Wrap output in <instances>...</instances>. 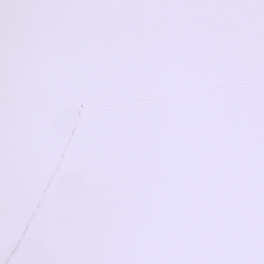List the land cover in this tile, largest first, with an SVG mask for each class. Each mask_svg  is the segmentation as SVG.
I'll use <instances>...</instances> for the list:
<instances>
[{"label": "water", "instance_id": "1", "mask_svg": "<svg viewBox=\"0 0 264 264\" xmlns=\"http://www.w3.org/2000/svg\"><path fill=\"white\" fill-rule=\"evenodd\" d=\"M0 264H264V0H0Z\"/></svg>", "mask_w": 264, "mask_h": 264}]
</instances>
